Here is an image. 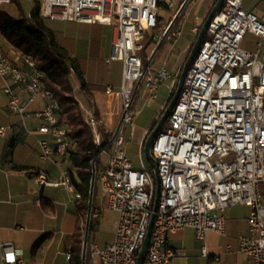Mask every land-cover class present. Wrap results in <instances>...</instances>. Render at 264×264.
Returning <instances> with one entry per match:
<instances>
[{"label": "built area", "instance_id": "obj_1", "mask_svg": "<svg viewBox=\"0 0 264 264\" xmlns=\"http://www.w3.org/2000/svg\"><path fill=\"white\" fill-rule=\"evenodd\" d=\"M164 1L41 0L40 16L45 20L110 25L108 59L122 64L119 92L127 112L105 165L95 169L101 202L118 220L111 242L86 246L89 257L99 264H137L153 213L149 167L142 150L141 165H133L125 152L124 132L128 126L133 132L134 92L141 86L146 98L154 99L160 85L172 78L165 66L145 69L141 58L144 37L157 27ZM9 2L0 0V4ZM246 34L257 38L254 51L242 47ZM20 61L18 66L0 50V90L24 124L33 116L39 122L37 132L51 138L38 141L40 158L51 160L54 154L67 152L69 125L60 120L59 103L42 85L43 74L34 58L23 54ZM36 99L41 100V108L30 113L27 105ZM84 115L99 145L100 121L92 109H84ZM5 130L0 127V136ZM151 151L160 195L144 264H171L180 253L169 246V238L185 228L194 231L202 242L201 256L208 257L206 237L225 234V211L234 205L249 208V234L238 237L239 252L254 264H264V14L247 11L243 0L223 1ZM35 183L51 184L44 173L35 177ZM65 185L72 188L67 179ZM0 249V264H23L22 250L12 243H2Z\"/></svg>", "mask_w": 264, "mask_h": 264}, {"label": "crops", "instance_id": "obj_2", "mask_svg": "<svg viewBox=\"0 0 264 264\" xmlns=\"http://www.w3.org/2000/svg\"><path fill=\"white\" fill-rule=\"evenodd\" d=\"M215 1L212 0L209 11ZM207 2L208 0H194L189 5L186 15L194 26H197L201 17L200 12L207 7ZM244 8L257 16H262L264 0H257L252 7ZM159 17H161V12ZM61 23L67 26L63 28L62 24L59 28L52 27L59 32L62 44L81 65L85 83V88L82 89L78 78L72 75L75 99L83 113L84 109H92L100 121L96 136L99 137V145H101L105 136L111 135L110 139L113 136L119 125L123 108V99L119 92L122 81V64L117 74V71H112L111 67V63L115 61L108 59L113 30L110 25L100 23ZM70 24H76L78 28ZM194 26L188 32L192 35L195 33V36L198 28ZM247 35L253 39L252 48L244 44ZM182 39L178 41L180 50L177 57L182 55L189 45L187 42L185 46V41ZM182 41L184 43L181 45ZM256 42V37L246 34L242 47L254 51ZM2 46L4 53L11 57L18 66H21L20 57L18 58L16 52L6 47L4 43ZM174 52L167 53V62L170 55L175 54ZM158 69H153V71ZM108 88L112 89L109 93L106 91ZM26 97V93L22 94L24 103ZM41 104V100L36 99L27 105V110L34 113L41 108ZM38 126L39 122L33 116L29 117L24 124L21 117L8 108L7 97L0 90V127L6 128L4 135L0 136V245L10 242L14 247L21 249L23 264H70L74 234L80 231L84 240L88 214V209L85 214L80 211V196L74 185V179L78 181V178L69 160L68 150L73 149L75 144L69 140L70 144L65 154H54L51 160H43L40 158L41 149L38 141H51V138L38 133ZM27 130L32 133H28ZM147 130L148 128L142 132L141 139ZM93 137L95 138V133ZM98 157L99 168L105 165L107 155ZM39 173L46 174L51 184H36L35 177ZM66 179L70 181L72 188L66 187ZM97 188L99 190L98 185ZM95 206L97 210L92 215L91 228L88 227L87 244L103 245L113 240L118 216L111 211L113 212L110 217L111 222L106 226L107 228L104 227V231H101L99 223L104 220L105 208L99 191ZM248 214L249 208L244 205H234L225 211V234L210 233L206 237L208 257L201 256L202 242L196 238L192 229L185 228L172 234L169 238V246L178 250L180 254L172 260L171 264H254L251 258L240 253L238 249V237L249 234ZM92 228L94 233L90 241L88 233ZM99 232H105V234L98 238ZM84 264L99 263L91 259L86 252Z\"/></svg>", "mask_w": 264, "mask_h": 264}, {"label": "trees", "instance_id": "obj_3", "mask_svg": "<svg viewBox=\"0 0 264 264\" xmlns=\"http://www.w3.org/2000/svg\"><path fill=\"white\" fill-rule=\"evenodd\" d=\"M32 1L33 8L27 16L23 14L13 16L8 12L0 10V38L2 39V42H0V50L4 53L2 46L4 43L6 47L16 52L18 58L23 54L31 55L36 62L37 69L43 74L41 79L42 85L56 97L60 107L59 118L63 120L65 117L68 121L70 125L68 139L75 144L73 149L69 148L70 150H67L69 152V160L75 168L78 178V181L74 179V185L80 196V211L85 214L88 209L92 169L91 162L96 156L99 146L94 140L91 128L85 123L79 110V105L75 99L72 75L78 78L81 88H85L81 65L62 44L59 32L50 26L46 22L47 20L40 16L41 0ZM10 3H15L21 12L18 0H10ZM201 27L195 35V40ZM175 29L176 24L168 34L166 43L170 41ZM163 32L164 30L160 35H162ZM151 46L150 38H146L143 41V48L141 50L143 65L147 63L150 53L153 50ZM161 47L158 50L159 53L162 51ZM159 53L156 55V58L152 60L149 67L155 63ZM14 63L16 62L14 61ZM173 94L174 93L170 94V98ZM106 139V142H108L110 137ZM112 148L113 143H110L106 149L109 152ZM98 164L99 157H97L95 161L96 169H98ZM149 170L154 181L153 172L150 167ZM97 191V182H95L89 229L92 226V215L97 210L95 206ZM82 240V233L76 231L71 248L70 264H81Z\"/></svg>", "mask_w": 264, "mask_h": 264}, {"label": "rangeland", "instance_id": "obj_4", "mask_svg": "<svg viewBox=\"0 0 264 264\" xmlns=\"http://www.w3.org/2000/svg\"><path fill=\"white\" fill-rule=\"evenodd\" d=\"M256 1L257 0H244V7H247V6L252 7L254 2ZM18 2L20 3L19 5L21 7V12L19 11L18 6L15 3H10V2L5 3V4H0V10L8 12L9 14L13 16H19L21 14L27 16L30 13L31 9L33 8V1L32 0H18ZM183 2L184 0H165L161 4L160 6L161 17H159L158 19L157 27L154 30L150 31V33L147 34L146 37H144V40L146 38L147 39L150 38L151 44H152L151 49L153 50L155 49L156 45L158 44V42L161 40L163 36V34L160 35V33L163 30L165 31V29L167 28V26L169 25V23L171 22V20L173 19L174 15L177 13V11L179 10ZM193 2L194 0L188 1V4L185 6L183 12L181 13L179 20L177 19V21L175 22L176 29H175L174 34L171 36V39H170L171 42L168 41L166 43L167 38L165 39V41L163 42L164 44L161 47L162 51L160 53L159 51L156 53V55H158L159 53V56L157 57V60H155V63L152 64L150 67V69L153 70V69H158L161 66H165L172 72V78L160 85L157 91V97L154 99L146 98V94L143 88L140 86L131 103L130 112H132V114H135L133 132H131L132 131L131 126H128L125 129L124 136H125L126 143L124 144V148H125L126 155L129 157V159L132 161L135 167H139L141 165L140 147L142 145L143 139L149 133L154 122H156L157 119L160 117L159 115L164 111L165 106H166L165 102L168 99L169 95L175 92L182 66L186 60V57L193 43L195 42V36H194L195 33L192 35V34H189L188 32L190 31V28L194 26L193 25L194 23L190 21L189 19H187V15H186L189 5L192 4ZM211 3H212V0H208V2L206 3L207 7L203 9V12L202 11L200 12L201 17L198 20L197 26L195 25L198 29L202 26L204 19L207 16V13L211 6ZM46 22L50 26H53L55 28H59L63 24L61 22H51L49 20H47ZM63 25H64L62 26L63 28L67 26V24H63ZM70 26H74V28H78L76 24H70ZM180 38H183L185 41V43L182 41L181 45L184 43L186 46L187 42H189L188 43L189 45L187 48L185 47L186 49L183 52V54L177 57L178 52L180 50V46H178V41L180 40ZM252 40H253L252 37H250V35H247V37L245 38L244 44L247 47L252 48L253 47L251 45ZM0 42H2L1 38H0ZM244 44H242V46H244ZM153 50L151 51L150 55L152 54ZM172 51H175L174 52L175 54L170 55V57L168 58V62H167L166 61L167 53L172 52ZM156 55L154 56L153 59L156 58ZM111 67L113 69L112 71L116 70L117 74H119L121 62H117V61L112 62ZM161 106L163 107L160 109ZM79 110L82 114L83 119H85L84 118L85 115L83 111L80 109V107H79ZM124 110L125 109L122 108V113ZM62 122H66L68 124V121L65 119V117L62 120ZM147 128L148 130L145 132V135L141 139L142 132ZM108 136L110 137L111 135H107L104 137V139L102 140L103 143L100 145V147L107 143L106 138ZM107 153H108V150L106 149L104 153H100L99 155H103L104 157H106ZM143 159H144V164L147 167H149L145 158ZM108 215H109V218H108ZM111 215H113V212L105 208L104 215H103L104 220H102L101 223H99V230L101 229V231L102 230L104 231V227L110 224ZM83 228H85V224H83ZM93 233H94V230L92 228V230H90V232L88 233L90 241L92 240ZM103 234H105V232L104 233L99 232L97 234V237L100 238Z\"/></svg>", "mask_w": 264, "mask_h": 264}, {"label": "water", "instance_id": "obj_5", "mask_svg": "<svg viewBox=\"0 0 264 264\" xmlns=\"http://www.w3.org/2000/svg\"><path fill=\"white\" fill-rule=\"evenodd\" d=\"M188 1L189 0H184L182 5L180 6L179 10L174 15L173 19L171 20V22L169 23V25L165 29L161 40L158 42V44L156 45L152 54L150 55L147 63L144 65L145 69L149 67L151 61L153 60L154 56L156 55V53L158 52V50L162 46L163 42L167 38L169 32L171 31L173 25L175 24V22L177 21V19L181 15V13L183 12ZM223 1L224 0H216L213 3L209 13L207 14V16H206V18L202 24V27H201L198 35H197V38H196L195 42L193 43V45H192V47H191V49H190V51L186 57V60L182 66L181 73H180L179 78H178L177 87H176V90H175L173 96L170 98V95H169L168 99L166 100V106H165L164 111L160 114V117L157 119V121L154 122L153 126L150 129V132L144 137L142 145H141V150H142L143 156H144L145 160L147 161L150 169L152 170L153 176H154V201H153V213L150 217V222H149V226L147 229V233H146L145 239L143 241V244L141 245V248L137 254V264H144L146 254H147V250H148V245L150 242L152 225H153V221L155 218V211L157 210L159 195H160V179H159L158 171H157V163H156L155 158L152 155L151 147H152V144H153L157 134L162 130V128L165 125L169 115L172 112L173 107L175 106V104L177 102V99L180 95L186 74L189 70L190 65L192 64V62L194 60L195 55L197 54V52H198V50H199V48H200V46H201V44L205 38L209 23L211 22L215 13L218 11L220 6L222 5ZM135 93H136V91L134 92V94L132 96V101H133V98L135 96ZM126 112H127L126 110L123 111L119 125L116 128L111 139L105 145H103L102 147L99 148L96 156L93 158V160L91 162L92 169H91V181H90L89 200H88V214H87L85 236H84V240H83V244H82V253H81L82 264H84V262H85L86 246H87V232H88V227H89L90 214H91V204H92L93 193H94L95 169H96L95 168V161H96V158L99 156V154L102 152L103 148L108 146L113 141L114 136L117 134L119 128L121 127V125L123 123V119L126 115Z\"/></svg>", "mask_w": 264, "mask_h": 264}, {"label": "flooded vegetation", "instance_id": "obj_6", "mask_svg": "<svg viewBox=\"0 0 264 264\" xmlns=\"http://www.w3.org/2000/svg\"><path fill=\"white\" fill-rule=\"evenodd\" d=\"M150 132V131H149Z\"/></svg>", "mask_w": 264, "mask_h": 264}]
</instances>
